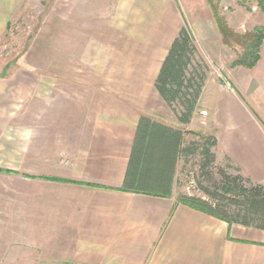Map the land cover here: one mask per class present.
Masks as SVG:
<instances>
[{"label": "crops", "instance_id": "crops-1", "mask_svg": "<svg viewBox=\"0 0 264 264\" xmlns=\"http://www.w3.org/2000/svg\"><path fill=\"white\" fill-rule=\"evenodd\" d=\"M20 2L0 0V35ZM152 2L158 18L161 0ZM145 3L116 0L115 14L124 20L130 11L140 20ZM209 10L202 13L206 37L218 34ZM181 26H172L155 65L133 74L128 69L127 78L118 74L116 82L107 53L98 55L101 66L92 68L85 83L76 82L74 75L73 84L51 83L49 72L22 67L0 80V175L20 176L24 185V190L6 185L0 196L25 205L27 237L26 263L0 264H264L263 230L248 233L241 225L182 204L173 191L156 196L122 189L139 117L185 130L198 109L199 102L190 122L179 124L154 88ZM123 38L143 42L136 41L138 36ZM90 39L83 51L89 63L96 42ZM234 71L237 97L224 100L222 110L225 122L233 124L228 134L234 145H241L258 133L252 109L264 120V40L256 65ZM94 74L102 80H93ZM154 100L164 119L154 114ZM220 137L218 144L234 157Z\"/></svg>", "mask_w": 264, "mask_h": 264}, {"label": "rangeland", "instance_id": "rangeland-1", "mask_svg": "<svg viewBox=\"0 0 264 264\" xmlns=\"http://www.w3.org/2000/svg\"><path fill=\"white\" fill-rule=\"evenodd\" d=\"M74 1L21 0L11 13L6 30L0 35V80L15 68L22 67L49 72L51 83L73 84V75L76 82L85 83L91 78L92 68L101 66V60L98 59L101 53H107L112 60L108 66L114 69L115 82L118 74H124L121 79H126L128 69L133 74V70H149L155 65L165 52L172 26L182 24L193 37L207 65L205 86L198 100L195 117L184 130V142L187 144L199 140L202 143V135H212L216 143L210 147L212 156L207 160L198 150L179 157L172 191L175 195L205 198L202 187L216 189L227 195L236 193V188H233V193L225 192L226 175L231 181L237 180L236 187H247L250 182L264 185V120L252 109L250 115L258 133L252 141L234 145V136L228 134L233 124L225 122L222 110L224 100L236 96L233 87L235 67L248 68L233 64L243 48L224 44L218 31L212 37L202 33L207 24L202 13L207 7L214 22L215 10L235 32L247 33L256 27L264 29V11L257 8L253 0L245 4L241 0H161L162 11L158 18L157 12L153 11V0H146L138 12L140 20L135 18L137 14L128 11L124 12L125 21L115 14L116 0ZM130 8L133 6L130 5ZM123 36H138L136 41L143 42L136 43L134 38ZM90 38L96 41L91 46V51L95 53L91 63L83 58L86 41ZM92 78L101 81L103 77L97 78L94 74ZM78 94L81 95V91ZM154 112L158 118H165L156 100ZM201 121L206 122L201 124ZM217 136H221L225 145L234 151V157L218 144ZM22 180L20 176L1 174L0 191H6V185L24 190ZM0 198V263H26L25 205H15L7 202L5 197ZM242 227L248 233L261 231L254 227Z\"/></svg>", "mask_w": 264, "mask_h": 264}, {"label": "trees", "instance_id": "trees-1", "mask_svg": "<svg viewBox=\"0 0 264 264\" xmlns=\"http://www.w3.org/2000/svg\"><path fill=\"white\" fill-rule=\"evenodd\" d=\"M248 0H241L245 4ZM264 11V0H253ZM214 9V8H213ZM222 42L227 46L243 48L233 61L248 68L260 58L264 29L256 27L247 33L230 29L225 19L213 12ZM207 78V65L202 59L193 37L182 26L172 39L154 80V88L176 117L179 124L190 122ZM184 130L153 120L139 117L122 189L133 192L170 196L176 165L180 156L199 151L205 160L211 158L210 147L216 143L212 135L200 137V141L185 144ZM240 178V177H238ZM236 179L224 176L225 192L202 187L205 197L178 194L182 204L218 217L229 224H239L264 230V185L253 183L237 186Z\"/></svg>", "mask_w": 264, "mask_h": 264}]
</instances>
